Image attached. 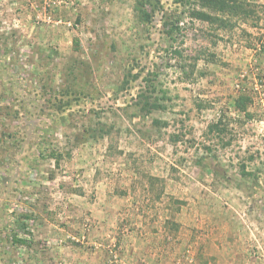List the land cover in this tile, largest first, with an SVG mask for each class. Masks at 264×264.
I'll return each instance as SVG.
<instances>
[{"label": "rangeland", "instance_id": "rangeland-1", "mask_svg": "<svg viewBox=\"0 0 264 264\" xmlns=\"http://www.w3.org/2000/svg\"><path fill=\"white\" fill-rule=\"evenodd\" d=\"M137 1L0 0V264H264V0Z\"/></svg>", "mask_w": 264, "mask_h": 264}, {"label": "trees", "instance_id": "trees-1", "mask_svg": "<svg viewBox=\"0 0 264 264\" xmlns=\"http://www.w3.org/2000/svg\"><path fill=\"white\" fill-rule=\"evenodd\" d=\"M180 6L188 8L190 18L197 21L209 24H218L226 27L234 18H248L251 14L249 9L245 6L242 0H175ZM154 6L152 0H138L135 6V12L138 20L142 24H150L152 22L155 11L150 9ZM150 9V10H148ZM226 16L228 20L225 21L219 16ZM232 18V19H231ZM231 19V20H230ZM230 20V21H229ZM232 27V26H231ZM177 53V52H176ZM141 104L144 106L143 110L151 113L154 110H160L162 107L159 103L150 100L145 93L139 95ZM252 103V98L248 95H240L235 101L234 105L239 113L248 114V106ZM249 115V114H248ZM220 120L217 123L209 126V132L218 134L223 133L225 128ZM25 230V229H24ZM27 234V233H25ZM10 242L18 247H29L31 242L26 238H21L18 235L10 237Z\"/></svg>", "mask_w": 264, "mask_h": 264}]
</instances>
